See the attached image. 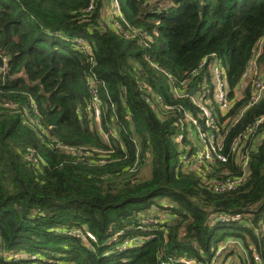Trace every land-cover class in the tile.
<instances>
[{"label":"trees","instance_id":"16d2710c","mask_svg":"<svg viewBox=\"0 0 264 264\" xmlns=\"http://www.w3.org/2000/svg\"><path fill=\"white\" fill-rule=\"evenodd\" d=\"M256 52L264 0H0V264H264V121L247 164L230 152L264 91L198 166L175 141L198 109L173 92L210 81V54L237 87Z\"/></svg>","mask_w":264,"mask_h":264},{"label":"built area","instance_id":"2783aa9c","mask_svg":"<svg viewBox=\"0 0 264 264\" xmlns=\"http://www.w3.org/2000/svg\"><path fill=\"white\" fill-rule=\"evenodd\" d=\"M112 5H114V8ZM110 6L113 8L111 13L117 15L118 6L116 2L112 1ZM258 54L259 52H256L248 62L242 75L243 79L237 87L231 88L229 86L223 64L216 55L210 54L203 57L199 64V68L204 66L208 68L210 72L209 82L207 73H204L198 85L187 87L184 82L181 83V86L183 85L187 89V94H180L178 89H173L174 94L177 96L188 95L198 109L196 116L188 110H183L182 119L176 122L177 133L175 141L180 145L179 150L182 151L184 164L188 162V159L195 166L202 163H214L216 160L222 162L227 160L228 156L224 154L223 147L229 128L238 121L246 108L259 101L264 91V68H260L256 63ZM247 77L249 79L247 83H244V79ZM192 88H194V91L190 94ZM246 88L249 90V100L239 114L232 116L231 110L234 103L245 98ZM98 117V110L94 108L92 118L96 120ZM263 121L264 115L259 116L252 128L239 133L230 140V152H232L233 158L238 160H235V162L243 164V166L248 163V151L250 150L247 144L250 137L248 135L251 130L257 128ZM262 132L264 133V131ZM242 179L243 176L235 180L229 179L225 186L232 187ZM237 217L238 215L234 216V218ZM221 219L225 220L228 218ZM71 232L80 237V239H93V235L88 230L71 229ZM252 257L255 264L260 263V258L257 254L254 253ZM34 258V256L31 257V259ZM173 264L199 263L192 259L178 258L174 260Z\"/></svg>","mask_w":264,"mask_h":264},{"label":"rangeland","instance_id":"374dc122","mask_svg":"<svg viewBox=\"0 0 264 264\" xmlns=\"http://www.w3.org/2000/svg\"><path fill=\"white\" fill-rule=\"evenodd\" d=\"M110 4L105 7V8H107L106 11H105V14H104V16H106V19L109 17V14L113 11V8H114V5H112L113 8H111ZM248 79H249V77H247L246 79H244V83H247ZM97 104L98 103H95L94 108H96L98 110V114H99V108H98V105ZM98 122H99V117H98V119H96V124H98ZM148 170H149L148 166L143 167L141 169V175H147L148 174ZM236 250L242 253V250L241 249H238L237 247H236ZM231 261H232L233 264L235 263V261L233 259Z\"/></svg>","mask_w":264,"mask_h":264},{"label":"water","instance_id":"95a60500","mask_svg":"<svg viewBox=\"0 0 264 264\" xmlns=\"http://www.w3.org/2000/svg\"><path fill=\"white\" fill-rule=\"evenodd\" d=\"M193 91H194V88H192V89L190 90V94H192Z\"/></svg>","mask_w":264,"mask_h":264}]
</instances>
